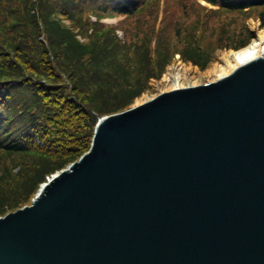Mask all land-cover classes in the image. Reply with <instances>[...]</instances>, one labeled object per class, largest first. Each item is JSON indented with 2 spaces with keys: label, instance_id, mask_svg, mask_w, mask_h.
I'll return each instance as SVG.
<instances>
[{
  "label": "water",
  "instance_id": "water-1",
  "mask_svg": "<svg viewBox=\"0 0 264 264\" xmlns=\"http://www.w3.org/2000/svg\"><path fill=\"white\" fill-rule=\"evenodd\" d=\"M0 264H264V55L99 117L0 217Z\"/></svg>",
  "mask_w": 264,
  "mask_h": 264
},
{
  "label": "trees",
  "instance_id": "trees-1",
  "mask_svg": "<svg viewBox=\"0 0 264 264\" xmlns=\"http://www.w3.org/2000/svg\"><path fill=\"white\" fill-rule=\"evenodd\" d=\"M204 1L234 17L193 19L194 0H166L154 33L146 21L158 0H0V216L86 152L97 117L124 109L174 53L204 69L215 49L247 46L235 20L257 13L264 25V0ZM107 16L124 17V39L100 21ZM204 36L213 38L203 44Z\"/></svg>",
  "mask_w": 264,
  "mask_h": 264
},
{
  "label": "rangeland",
  "instance_id": "rangeland-1",
  "mask_svg": "<svg viewBox=\"0 0 264 264\" xmlns=\"http://www.w3.org/2000/svg\"><path fill=\"white\" fill-rule=\"evenodd\" d=\"M194 2L196 4H198L199 6L195 5L196 8H193L194 11L191 12V17L194 19L196 16H201L200 18H202L203 15L205 14H211L212 16H214V18L216 20H219V19H223L226 22H229V20L234 17V15L232 13H223L221 14V12H217V13H214L213 11H217L218 8L217 6H213L207 2H205L204 0H194ZM166 0H158V4H157V7H156V17H155V20L154 22H147L146 21V24H149V26H151L152 28V31L154 33L156 32H159L160 29L162 28L161 27V23H162V20L164 19V15H165V11H166ZM189 10L183 6L182 9H181V14L182 16H187V12ZM179 17V13L177 11H175L174 9H171L170 10V19L172 22H174L177 18ZM124 17L122 16H107V17H103L100 19V21L104 24H107L109 26H114V28H116V33L117 35L122 39H124V34L122 32V30L118 27L120 24H118ZM92 20H94L93 17H91ZM171 22V23H172ZM219 22V21H218ZM236 22V24H239L238 26H241L242 24L245 26V28L247 29V31L249 32L250 34V39H249V42L253 36V32H252V29L250 27V23L251 22H254L257 24V27L258 28H264V25L262 24L261 25V20L259 19V17L257 16V13H254L252 14L251 16H247L245 17L244 20H238V21H234ZM67 23V22H66ZM170 23V25H171ZM116 26V27H115ZM174 26L171 25V28L169 29V33L172 32V29H173ZM243 27V26H242ZM79 38V37H78ZM213 37H210V36H204V39L205 41L203 40V44L206 42V43H209L211 40H212ZM80 39V38H79ZM248 42V43H249ZM151 43L153 45H155V40L152 39L151 40ZM247 43V45H248ZM179 47V45H178ZM239 50V49H238ZM238 50H234L232 48H223V47H220V48H217L215 49L214 51V55H213V60L211 62H209V64L204 68V69H201L200 67H198V65L196 64H192L190 61H184L182 58H180V55L178 53H174L171 60L165 65L164 67V70L163 72L161 73L160 77L159 78H150L149 81H148V87H146L138 96L134 97L132 99V101L126 106L124 107V109L120 110V111H123V110H126L134 105H136V101L141 99L142 97H147L148 99H150L151 97L155 96L157 93L159 92H163L165 91L164 87L166 86L165 84H170L171 81H165L164 80V75L166 73H169V74H174L177 67H178V64H183V65H186V66H189L188 69L186 70V73H185V77L187 79V82L188 84H191L190 82H192L193 80L197 79V83L196 84H205L207 83V78L205 77L204 73L206 72L207 69H209L212 65L214 64H218V65H223V60L221 59L220 57V54L221 52L223 51H238ZM216 64V65H217ZM187 85V83H186ZM190 86V85H189ZM187 87V86H186ZM120 111H117V112H120ZM116 113V112H114ZM109 114H112V113H109ZM107 114V115H109ZM102 116H106V115H101V116H98L97 117V120L99 117H102ZM74 162V161H72ZM71 162V163H72ZM70 164V163H69ZM68 164V165H69ZM66 165V167L68 166ZM64 167V168H66ZM63 168V169H64ZM62 170V169H61ZM60 171V170H59ZM57 171V172H59ZM57 172H54L52 173L51 175L47 176L45 178V181L46 179L50 178L53 174L57 173ZM44 181V182H45ZM40 183L36 189V191L33 193L30 201L34 198V196L37 194L40 186L44 183ZM30 203L28 204H25V205H29ZM24 206V205H22ZM21 206V207H22ZM21 207H18V208H21ZM15 210V209H14ZM14 210L12 211H8V212H13ZM7 213V212H5ZM4 213V214H5ZM3 214V215H4ZM1 215V216H3ZM0 216V217H1Z\"/></svg>",
  "mask_w": 264,
  "mask_h": 264
},
{
  "label": "bare ground",
  "instance_id": "bare-ground-1",
  "mask_svg": "<svg viewBox=\"0 0 264 264\" xmlns=\"http://www.w3.org/2000/svg\"><path fill=\"white\" fill-rule=\"evenodd\" d=\"M250 27L252 29L253 36L248 45L242 49H239L238 51L221 52L220 57L223 60L224 64L218 65L216 63L217 65L214 64L206 70L204 75L207 78V82H212L217 79H220L228 75L233 69L237 68L238 66L264 55V28H258L257 24L254 22L250 23ZM188 67L189 66L179 63L174 74L166 73L164 75L165 81H171L170 84H165V91H169L176 88H183L189 85H198L196 84L197 79L190 82L191 84H188L187 79L185 77V73ZM146 100H148V98L144 96L136 101V105Z\"/></svg>",
  "mask_w": 264,
  "mask_h": 264
}]
</instances>
